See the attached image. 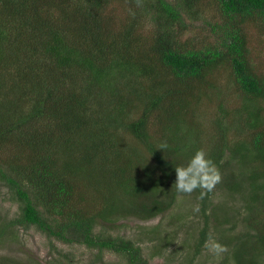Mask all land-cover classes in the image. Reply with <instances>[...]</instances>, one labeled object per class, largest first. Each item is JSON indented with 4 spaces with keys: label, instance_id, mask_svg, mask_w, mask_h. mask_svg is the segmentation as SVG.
<instances>
[{
    "label": "trees",
    "instance_id": "trees-1",
    "mask_svg": "<svg viewBox=\"0 0 264 264\" xmlns=\"http://www.w3.org/2000/svg\"><path fill=\"white\" fill-rule=\"evenodd\" d=\"M114 5L128 7L122 23ZM197 23L212 38L182 42ZM250 24L264 33V0H0V181L20 204L0 237L35 227L150 264L141 245L96 228L164 216L179 196L174 168L203 149L218 169L237 168L227 186L245 197L254 234L238 239L235 261L258 264L264 70L251 57ZM222 72L237 109L221 100ZM215 101L208 118L203 108ZM206 236L204 227L199 244Z\"/></svg>",
    "mask_w": 264,
    "mask_h": 264
},
{
    "label": "rangeland",
    "instance_id": "rangeland-1",
    "mask_svg": "<svg viewBox=\"0 0 264 264\" xmlns=\"http://www.w3.org/2000/svg\"><path fill=\"white\" fill-rule=\"evenodd\" d=\"M113 9L118 22L125 21L129 13L128 7L114 5ZM151 28L150 24L145 26L144 34L147 37L151 34ZM249 33L251 57L264 70V33L257 24L249 25ZM190 38L198 46L202 41L211 39L212 34L202 23H197L182 35L181 41ZM218 76L221 94L223 92L221 100L226 98V104L232 110L239 108L242 101L237 98L227 74L222 72ZM218 103L215 101L203 108L208 118L216 113ZM219 171L221 182L203 200L198 199L199 190L191 195L179 194L174 207L164 216L149 221L139 218H128L114 223L100 221L96 232L133 240L141 245L144 257L150 264H237L235 250L239 244L238 239L243 232L250 231L254 234V231L247 228L245 223V197L241 192L235 193L236 190L227 186L230 174L236 172L237 168L234 164H223ZM197 205L199 212L194 211ZM19 213V202L11 189L0 181V229L16 219ZM204 227L207 228V236L201 245L200 234ZM158 232L160 236H157ZM209 238L227 246L228 252L223 259L217 260L208 253L205 242ZM4 257L11 264H126L122 258L110 252L101 254L98 250L82 245L65 244L49 239L35 227L24 229L21 226L12 228L5 236L0 237V258ZM257 262L264 264V252L260 254Z\"/></svg>",
    "mask_w": 264,
    "mask_h": 264
},
{
    "label": "clouds",
    "instance_id": "clouds-1",
    "mask_svg": "<svg viewBox=\"0 0 264 264\" xmlns=\"http://www.w3.org/2000/svg\"><path fill=\"white\" fill-rule=\"evenodd\" d=\"M167 148V143L159 145V150ZM174 171L173 185L176 192L181 195H191L199 190V200H203L208 193L213 192L222 180L218 167L203 149L197 150L185 166L175 167ZM194 211L199 212V205L194 208ZM205 248L217 260L223 259L224 254L228 252L227 246L214 238L206 240Z\"/></svg>",
    "mask_w": 264,
    "mask_h": 264
}]
</instances>
